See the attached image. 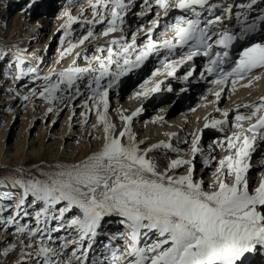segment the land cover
Wrapping results in <instances>:
<instances>
[{"label": "snow or ice", "instance_id": "1", "mask_svg": "<svg viewBox=\"0 0 264 264\" xmlns=\"http://www.w3.org/2000/svg\"><path fill=\"white\" fill-rule=\"evenodd\" d=\"M262 4L264 0H143L141 10L133 14L145 17L155 11V17L147 28L141 24L125 33L126 17L136 0H86L77 16L68 10L61 13L65 20L58 29L63 34L56 63L71 55L70 63L50 68L43 75L42 60L35 53L18 47L0 48V61L7 60L5 75L13 82L24 77H30L32 83L42 82L29 88L22 100L44 101L49 114L71 109L69 120L82 109L81 125L94 113L91 128L101 131L100 137L89 132L90 139L101 141L97 151L71 167L42 172L47 179H0V188L17 190L15 194L0 193V200L10 202L0 203V214L11 213L0 219V225L5 229L15 226L14 240L3 255L19 245L15 264H264V174L253 188L247 178L252 153L264 142V96L234 109H215L222 118L205 122L203 127L224 133V137L209 144V154L200 146L198 133L202 130L189 133L186 153L163 141L142 148L144 141H138L130 127L140 109L131 115L121 114L124 126L119 130L108 116L109 91L162 48H188L178 61H161L168 77L194 57H204L200 78L207 74L209 83L218 86L212 93L217 100L226 88L231 91L254 70H264ZM176 9L184 15H177L161 33L172 36L153 40L161 19ZM254 12L257 14L250 19ZM233 18L239 24L236 32L229 30ZM75 24L85 31L73 42ZM98 25L102 31L97 35ZM140 32L144 33L143 44H138ZM115 33L119 35L112 36ZM110 36L104 46L93 44L91 57H82L86 42ZM238 41L245 43L233 58L230 50ZM80 58L87 61L85 66L77 65ZM194 71L191 68L183 79L192 77ZM159 73L157 68L152 76ZM259 79L252 76L242 86ZM148 83L145 80L142 91L135 95L159 92L163 81L146 89ZM230 112L234 113L231 119ZM228 126L234 131L225 132ZM176 135L168 134L170 138ZM177 143L187 145L189 141L185 138ZM160 148L176 156L162 170L149 156ZM217 148L227 153L218 160L211 155ZM197 154L205 167L216 160L207 189L204 180L195 178ZM180 169L182 173L177 174ZM20 217L34 223H21ZM112 225L116 230H107ZM97 243L100 249L95 248Z\"/></svg>", "mask_w": 264, "mask_h": 264}, {"label": "rangeland", "instance_id": "2", "mask_svg": "<svg viewBox=\"0 0 264 264\" xmlns=\"http://www.w3.org/2000/svg\"><path fill=\"white\" fill-rule=\"evenodd\" d=\"M61 1L62 0L59 2ZM53 3L54 8L50 9V7L48 8L42 5V0L37 1L35 4L29 3V0H0V48L7 50L8 48L15 49L18 47L26 49L30 54L35 53L42 60L40 65L41 75L47 73L50 68L59 69L66 67L72 59V56L69 55L59 64L56 63L58 59V50L62 47L60 36L63 34L62 30L58 31L60 27L57 26L65 19L61 16V13L65 11L66 5L58 3V0H54ZM83 3H86V0H75L73 5L75 8L72 13L75 12ZM29 5L32 6L29 7ZM58 17L60 18L58 19ZM43 20L48 21L49 26L47 27V30L39 29L37 31L31 30L30 32L29 29L31 26H34L35 24L41 26ZM149 22L150 21L147 23ZM55 24H57V26ZM100 29L102 30L101 26H96L95 32L97 35L100 33ZM84 31L85 29L80 28L79 24L73 25V42H75L76 38L80 34L84 33ZM128 38L130 39V37ZM63 46L66 47L67 45L65 44ZM42 47L43 49L40 50ZM88 53L94 54V49ZM9 59H11L10 56ZM84 62H86V60L83 58L77 59L78 66L84 64ZM25 63L27 64V61ZM6 69L7 60L0 61V179L5 177L21 178L22 176L25 179L32 177L44 180L48 177H46V175H41V173H50L51 170L48 169L49 171L45 172L43 169L38 168L37 165H34L35 163H41L42 166L48 167L54 159L69 162V160L79 157L78 151L82 150L87 157L94 152V148H100V139H90L89 137V132L96 137L101 136L99 128H91L92 123L95 122L94 113L91 114L88 123L84 125H81L80 123L81 117L79 115V111L82 109H78L76 111V115L71 120H69L71 109H64L63 111L58 110L57 112L51 114L47 113L46 108L48 105L44 101L40 99H29L28 101H24L21 99V96L28 94L29 88L38 87L42 82L38 81L36 83H32L30 77H24L20 81L13 82L10 75H5ZM151 72L152 71L150 70L149 73ZM144 74L147 75V72ZM145 77L146 76L141 75L138 80L136 79L135 82L129 86L123 100L116 99L117 96L114 94V88V92L112 90L109 91L108 116L117 128L120 127L122 123L120 118H118V115L120 116V105L123 104L124 106L127 104L128 109H132V99L130 101L131 96L134 94V92L132 94V89L137 87L141 89L140 84ZM164 87L165 86L163 85L162 88L164 89ZM9 89L12 91H9ZM154 94L155 93L148 91L145 100L140 101V106H137V109L143 108V112L139 116V124L144 120H150L152 117L157 115L158 109L161 107L160 104H162L160 103L161 100L157 101L151 108L147 105V103L156 99ZM147 100L148 102L146 103ZM32 103H38L39 106L35 110L33 109L30 113L29 105ZM183 104L184 103H178L175 104V106L173 105L171 107V112L173 111L174 113H180V115H182L184 111L189 109L184 107ZM165 108L166 107H163L162 110ZM162 110L159 111V113L162 112ZM124 115H127V113H124ZM174 123L175 122L172 121L173 125ZM141 127L145 128V125ZM155 127V130L158 129L156 125ZM202 129L204 130V141L205 139H210V136L211 138L216 137V134L212 135L214 132L213 129L209 128V130H207L204 129V127H202ZM230 129L231 128H229V130ZM195 130L197 131L196 128L194 131ZM145 132L148 133L146 129H142L139 135L144 134ZM177 132L180 131L178 130ZM139 138L140 136H136V139ZM188 139L189 144L186 145L188 148L187 152L189 151L191 136H189ZM170 143L173 145V141ZM175 145L178 146L177 144ZM175 145H173V147H175ZM206 146L207 145L205 144V148H207ZM141 147L146 148V146ZM162 151L166 152L163 163L164 167L169 158H173L175 156L174 153L160 148L149 153V156L156 161L157 156L161 155ZM222 151L223 150L220 149L219 152L221 153ZM204 152L209 154L208 148L207 151ZM215 156L218 159L222 155ZM215 163L216 162L213 164L214 167ZM195 165V175H197L199 171H204V173L207 171L203 174L205 188L207 189L210 184V175H213L214 168H210L209 171L207 167L202 164L201 157L198 154L195 158ZM252 167L256 168L258 166L254 165ZM263 167H259L256 170L257 172L253 173L254 178L252 181L253 185L251 184V187L255 186L257 179L261 175L259 172L264 171ZM31 169L33 172L29 171ZM182 171V169L178 170L177 174H181ZM4 191H9L15 194L17 190L12 189L11 186L8 188H0V193ZM0 203L10 202L0 200ZM10 214V212L0 214V219H4ZM19 219L21 223H34L23 217H20ZM14 235L15 226H10L5 229L2 225H0V264H15V261L19 257V245L7 256L3 255L4 248L8 247V245L13 242ZM100 239L103 240V238ZM97 245L100 246V243H97Z\"/></svg>", "mask_w": 264, "mask_h": 264}, {"label": "bare ground", "instance_id": "3", "mask_svg": "<svg viewBox=\"0 0 264 264\" xmlns=\"http://www.w3.org/2000/svg\"><path fill=\"white\" fill-rule=\"evenodd\" d=\"M37 1H39V0H37ZM53 1L54 0H42V5L45 7H48V8L50 7V9H53L54 8L53 7L54 6ZM59 1L60 0H58V3H63L66 5L65 10H68L71 13V15H73V16L78 15L80 7L75 12L72 13L73 9L75 8L73 6L75 3V0H62L61 2H59ZM29 3L33 4V0H29ZM135 12H137V11L134 10L132 12H129L128 16L126 17V22L124 25L125 33H130L131 31H135L137 28L140 27L141 24H143L145 26V28H147L148 26H150V22L149 23H147V22L151 21V19H153L155 17V16L152 17L148 14L145 17L139 18L133 14ZM86 15H88L90 17V12H86ZM167 17H163L160 21L159 27L156 30H154L153 37H152L153 40L162 41L164 39L169 38V32L166 33L165 35L161 36V33L165 32V26L169 23L166 21ZM64 20L60 23V25L62 23H64ZM55 25L57 26V24H55ZM60 25H58L57 27H60ZM29 26H31V25H29ZM48 26H49L48 21L43 20L41 26L40 25L38 26L37 24H35L34 26H31L29 30H30V32H31V30L37 31L39 29L47 30ZM99 31L101 32L102 30L100 29ZM118 35H119V33L112 34V36H118ZM138 36L140 37V39L138 40V44H143L144 43V33L140 32V33H138ZM110 38H111V36L110 37H100L99 39H97L96 41H92L91 43L86 42V45L84 46V49L82 51V57L84 56V54L91 57L93 54L88 53V52L91 51L92 49H94L93 44L104 46ZM130 39H131V37H130ZM42 49H43V47L40 48V50H42ZM165 52H166L165 49L162 48L159 53H154L151 56H149V58L144 62V64H142L140 66V68L134 69L128 75L121 77L118 85L116 87H114V91H115L114 94L117 96L116 99L117 100H119V99L123 100V98L125 97V95L127 93V89L129 88V86H131L135 82L136 79L138 80V78L141 75L146 76L145 79L141 82V84H144V81L146 79L149 81V83L147 85H145L146 89H150L151 87H153L156 81H161L160 79L166 75V74H164V73H166V69L164 67L161 68V67L154 65V61L157 59L156 56L160 57L161 55L165 54ZM105 55H106V53H105ZM167 60L177 61V60H175L174 57L168 58ZM86 63H87V61L84 62V64H81L79 66H85ZM184 67L186 68V64L181 65L177 69V71L182 70ZM157 68L160 69V73L157 76L153 77L152 72L155 71ZM150 70L152 71L151 73H149ZM135 71H136V73H135ZM146 72H147V75L144 74ZM169 78L170 79H167V80L163 81V83H161L160 91L156 92L154 94L157 100L154 99L150 103H147L148 100L146 101L147 105H149V107L151 108L152 105H154L157 101L161 100L160 103H162V104L159 103L160 106L166 107V108L164 110H162V112H160V113L158 112L157 115L155 117H152L150 120H144L143 122H141L139 124L138 123L140 120L139 116L143 112V108H142V109H140V112L138 113V115L133 117L132 121L130 122V127H131L132 133H134L135 136H140V138L137 140L138 141H141V140L144 141V144L141 146H146V148L152 144L160 143L161 141H163L165 143H169V142L173 141V145H175V144L178 145V146L175 145V147H179L182 150V153H186L187 149H188L186 144H183V143L178 144L177 141L178 140H184L185 138L188 139V137L190 136L189 133L194 132L195 128L197 130H201V127H203L205 124V121H206L205 118L206 117H207L206 122L211 121L212 119H221L222 116L220 115V113H217L215 111V109H216L214 107L215 104H217V108H219L221 110V112L224 110H228V109H234L235 106L238 104H248V103H251L253 101H256L258 98V93L260 91L264 90V79H262L260 77L259 80L254 81V86L251 87L248 92L247 91L243 92L244 95H246L248 93L249 96H246L242 99L240 98L239 95H236V93H235V94L230 95V96L229 95H227V96L223 95L222 97H220V99L217 101V103H215L213 101V97L210 94L211 91H207L204 94V96H205L204 98L197 99L193 104H191L190 106H187L186 108H189V109H187L186 111H184V113L182 115H180V113H174L173 111L171 112L172 109H169L167 111V113H165V110L167 109L168 104L171 102V99L174 98L175 96H177L179 94V92L181 91V98H179V100H176L175 104L184 103V101H182V99H185V101L186 100L190 101V100H192L193 96H195L196 92H195V89L193 87H188L187 89L182 91L179 88L180 85L174 84L177 86H175L171 90L172 92H174V93H172L171 91L168 90L167 85L169 86L171 83H173L174 77L172 78V76H171ZM141 84H140V86H141ZM198 84H199V82L196 85H198ZM163 85L165 86L164 89L162 88ZM111 90L113 91V89H111ZM140 91H142V89H140L138 87L132 89V94L134 92V94L130 98V101L132 99V102H133V103L131 102L132 105L130 104L132 109L131 108L128 109L127 104L124 106H123V104H121L119 107V114L120 115L124 114V113H127V115H131L134 111L137 110V106H140L139 105L140 101H144L146 96H147V94L141 95V96L135 95L137 92H140ZM159 95H163V97H160ZM196 103L198 104V107L196 109H193L192 106H194ZM165 104H167V105H165ZM175 104H174V106H175ZM38 106H39L38 103L30 104L29 105L30 113L33 109L35 110ZM240 111L243 113L245 110L240 109ZM233 117H234V113L230 112V119ZM118 118H119V115H118ZM172 121L175 122L174 125L172 124ZM143 125H145V128L141 127ZM153 125H154V127L156 125L158 129L155 130ZM123 126H124V122L122 121L120 127H118L117 129L118 130L122 129ZM229 128H231V127L230 126L226 127L225 132L234 131V129L229 130ZM142 129H146L148 131V133L145 132L144 134L139 135V133L141 132ZM177 129L180 132H177L178 131ZM207 130H209V128ZM213 131L214 132L212 133V135L216 134L215 139H217V141H219L220 139H223L224 133L218 132L215 129H213ZM169 133H176L177 135L170 138L168 136ZM198 134H200V132ZM203 134H204V130H203ZM203 134L201 136L200 146L204 149V151H207V148H208L209 144L212 142L213 137L211 138V136H210L209 137L210 139H205V141H204ZM188 141H189V139H188ZM205 144L207 145L206 146L207 148H205ZM98 149H99L98 147L94 148V152L97 151ZM219 151H220V148H217L214 152L211 153V155H213V156L222 155L223 156V155L227 154L224 150L221 153ZM78 153H79V157H77L76 159L74 158L73 160H69V162L54 159V160H52L54 162L51 161V164L48 167L42 166L41 163L40 164L35 163L34 165H37L38 168L43 169L45 172H48L49 171L48 169H50L52 172V171L57 170L60 167L68 168V167H71L73 164H77V163L86 159V156L82 152V150L78 151ZM165 153L166 152L162 151L161 155L157 156V160H156V162L160 166L161 170L163 169ZM174 158H176V156H174L173 158H169V160L174 159ZM218 159L216 158V160H218ZM216 160H214L212 162V166L207 167V169L209 171H210V168H214L213 164H214V162H216ZM263 164H264V142H260L257 144L256 150H255V152L252 153V156L250 159V168H249V171L247 173V178L249 180L250 188L253 187V186L251 187V184L253 185V183H252L253 178H254L253 173L257 172L256 170L259 167H263ZM254 165H256L258 167H256V168L252 167ZM29 171L33 172L32 169ZM206 172L207 171H205V173ZM205 173H204V171L203 172L199 171L198 174L195 175L196 179L204 180L203 174H205ZM260 173H261V175L260 176L258 175L259 178L257 176L258 179H257L255 186L259 184V182L261 180V176H262V174H264V171L259 172V174ZM210 176H211L210 183H212L213 175L211 174ZM114 226L115 225L109 226L107 230L115 229ZM100 247L101 246H98V245L95 246L96 249H100Z\"/></svg>", "mask_w": 264, "mask_h": 264}]
</instances>
